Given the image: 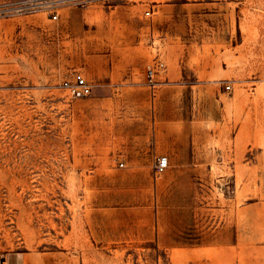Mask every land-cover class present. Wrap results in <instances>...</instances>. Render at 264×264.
<instances>
[{"label":"rangeland","instance_id":"1","mask_svg":"<svg viewBox=\"0 0 264 264\" xmlns=\"http://www.w3.org/2000/svg\"><path fill=\"white\" fill-rule=\"evenodd\" d=\"M56 11L0 18V258L264 264V0Z\"/></svg>","mask_w":264,"mask_h":264},{"label":"built area","instance_id":"2","mask_svg":"<svg viewBox=\"0 0 264 264\" xmlns=\"http://www.w3.org/2000/svg\"><path fill=\"white\" fill-rule=\"evenodd\" d=\"M114 0H0V18H8L15 14H27L36 10H47L52 18H57L59 13L56 9L61 6L74 5L78 7H86L88 4L100 3L110 4ZM153 7L148 6L144 10V15L150 17L153 13ZM158 65H162L161 62ZM150 72V76H151ZM151 86L154 88L155 83L151 80ZM58 85L65 91L66 97L69 100L73 98H79L88 96L92 92L93 84L91 80H88L83 72L78 69H74L71 72L69 78H63ZM230 88V83L225 85ZM169 159L167 154H159L155 157L153 163V170L156 173H161L168 166ZM0 264H5V261L0 258Z\"/></svg>","mask_w":264,"mask_h":264},{"label":"bare ground","instance_id":"3","mask_svg":"<svg viewBox=\"0 0 264 264\" xmlns=\"http://www.w3.org/2000/svg\"><path fill=\"white\" fill-rule=\"evenodd\" d=\"M21 227V226H20ZM20 227H19V229H20ZM32 227V226H31ZM22 229V228H21ZM29 229H30V227H29ZM32 230V229H31ZM22 232H23V230H21ZM25 232V231H24ZM29 232V231H28ZM33 232V231H32ZM24 234V233H23ZM28 233L26 232V235H27ZM29 235H31L30 233H29ZM32 236V235H31ZM28 237V236H27ZM30 237V236H29ZM34 238V237H33ZM25 240H26V238H25ZM35 240V239H34ZM26 242H27V240H26ZM29 242V241H28ZM32 243V242H31Z\"/></svg>","mask_w":264,"mask_h":264}]
</instances>
